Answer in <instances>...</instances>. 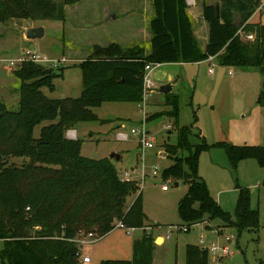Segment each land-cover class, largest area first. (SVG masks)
<instances>
[{"label": "trees", "instance_id": "trees-1", "mask_svg": "<svg viewBox=\"0 0 264 264\" xmlns=\"http://www.w3.org/2000/svg\"><path fill=\"white\" fill-rule=\"evenodd\" d=\"M81 0H0V22L12 19L66 20L64 6ZM261 0H217L202 5L208 24V40L201 49L193 34L186 0H151L153 15L148 21L149 52L140 46L124 47L119 42L92 44L79 59L82 88L79 96L51 98L54 79L66 66L47 67L23 61L13 68L19 79L18 109L10 110L0 99V240L3 264H80L79 234L93 232L102 237L118 221L142 228L132 241L130 259H106L100 264H152L155 249L154 224L145 229L143 198L137 181L122 179L109 157L90 158L81 154V140L65 133L81 121L99 119L93 108L104 102L143 100V74L147 63H193L215 56L221 66L256 67L264 75V23L249 22ZM219 5V17L216 15ZM241 29V34L238 32ZM252 34L253 38L243 36ZM169 110L145 120L168 116L176 131L174 143L163 148L173 163L162 171L164 179L183 180L187 193L178 202V214L188 231L207 219L220 224L205 227L222 232L258 230L260 213L252 208L250 190L237 186L233 214L225 211L199 177L200 152L209 149L196 126L179 124V96L164 94ZM256 104L264 106V78ZM44 123V124H43ZM41 125L35 135V127ZM120 126V125H119ZM118 126V127H119ZM233 168L243 159H255L264 168V145H235L219 141ZM10 158H23L21 164ZM133 195L128 205L126 198ZM185 258L175 264H211L209 251L196 243L185 245ZM256 264H264L259 259Z\"/></svg>", "mask_w": 264, "mask_h": 264}, {"label": "rangeland", "instance_id": "rangeland-1", "mask_svg": "<svg viewBox=\"0 0 264 264\" xmlns=\"http://www.w3.org/2000/svg\"><path fill=\"white\" fill-rule=\"evenodd\" d=\"M119 1L123 0H81L67 4L64 6L66 20H43L45 35L39 38H22L29 20L12 19L0 22V40L11 46L5 52H0V58L15 60L27 50L35 51L48 59L66 57L67 63L65 61L64 66L68 67L62 77L54 79V91L50 92L45 87L43 90L51 98L79 96L82 74L80 67L75 65L79 59L88 54L92 44L120 42L122 36L126 38V28L123 24L125 15H122L124 11L117 9L120 8L117 3ZM210 1L216 3L217 0ZM60 2L61 0H57L58 4ZM262 3V13L258 14L259 11L253 20H262L264 23V0ZM104 5L108 7L111 15L105 13ZM137 10L136 7L134 15L138 14ZM134 15L132 13L133 17ZM211 65L213 75L209 73ZM13 68L15 67L0 65V99L5 104L6 96L14 89L18 90L19 79L11 72ZM1 73L4 74L1 76ZM263 78L264 75L256 67L221 66L217 59L197 64L164 63L152 68L150 72L155 89L170 83L171 91L178 94L179 124H190L195 114L196 126L207 143L212 145L200 152L197 166L198 175L206 183L211 196L225 211L233 214L238 196L237 186L250 190L251 206L257 208L260 213V227L254 231H244L238 238L235 230L231 228L224 227L219 233L205 227L207 224L214 227L220 224L217 219L209 222L205 219L187 232L174 231L169 238L166 237L168 226L183 224L177 207L179 200L188 190V184L183 180L162 177V171L173 163L163 148L164 142L174 143L176 140L172 119L162 116L145 122L154 139V146L145 149L143 154L136 137L130 134V129L142 121L145 113L148 116L170 109L164 104L163 93L153 91L150 101L147 100L148 96L146 102L140 103L104 102L93 108V111L99 119L108 122L81 121L66 131L67 138L81 140V154L86 157L98 159L110 157L112 153L121 155L119 161L112 160L119 169V175L126 172L129 179L137 181L140 186L145 227L159 224L153 231L154 235L157 233L164 237L163 244L155 246L152 264L182 263L187 243H196L203 247L226 244L230 254L217 259L209 252L211 264H256L259 259L264 260V168L251 158L240 160L236 168H233L225 150L213 146L222 140L235 145H264V126L259 124L264 122V113L255 108ZM11 99L13 95L10 94L8 109L17 110L18 104L13 106ZM121 121H124V124L117 129ZM40 127L41 125L35 127L36 136ZM118 130L127 133L128 139L118 140L115 136ZM23 160L10 158L9 162L19 165ZM132 198L133 195L126 198L127 205ZM140 234L141 230L128 234L115 227L97 241L78 242L79 262L100 264L101 260L106 259H130L132 241ZM83 236L79 234L77 238H84ZM201 237L204 239L203 243H200ZM225 237L230 240L226 241ZM2 248L3 241L0 240V251ZM83 257H89L90 262H83ZM0 264H3L1 258Z\"/></svg>", "mask_w": 264, "mask_h": 264}, {"label": "crops", "instance_id": "crops-1", "mask_svg": "<svg viewBox=\"0 0 264 264\" xmlns=\"http://www.w3.org/2000/svg\"><path fill=\"white\" fill-rule=\"evenodd\" d=\"M204 2L211 3L212 1H210V0H186L187 13H188V15L190 17V20H191L193 34H194V36H195V38H196V40L198 42V45H199V47L201 49H204V47L206 45V42L208 40V24L206 23V21L202 17V4ZM117 3L119 4V7H120V8H117V9L121 10V11L122 10L124 11L122 13V15H125L124 19H123V24H124V26L126 28V30H125V37L126 38H124L122 36V40H120L119 43L121 45H123L125 48L126 47H131V46H140V47L144 48L145 52L148 53L149 49H150L149 41H150V37H151L150 31H149V27H148V21L151 18V16L153 15V8H152L151 0H135L134 2H132L131 0H123V1H119ZM262 6H263V3H262V0H261L260 5L255 9L254 13L249 18V22H254V23L255 22H261L262 23V20L261 21H254L253 20L254 16L259 11H260V13H258V14L262 13V11H261L262 10L261 9ZM136 7L138 8V10H137L138 14L134 15V11H135ZM103 10H105L106 14L109 11L108 7H106L105 5L103 6ZM132 13H133V15L135 17L132 16ZM109 14L111 15V12ZM107 16H109V15H107ZM38 26H41L43 28V35H42V37H43L45 35V29H46L45 25L43 24V20H29V25L25 26V28H24L25 31L22 34V38L26 39L25 33H26L28 28L38 27ZM10 47L11 46H8L7 44H4V41L2 39L0 40V52H5V50L10 48ZM195 63L197 64V63H200V62H195ZM179 64H184V63H179ZM11 72L14 73L13 70H11ZM3 74L4 73H1V76ZM168 79L169 78H167V81H168ZM19 86H20V81H19V85H18V90L16 91L14 89L13 92L9 93V96L8 95L6 96V98H7L6 106L9 103L8 102V97H10V94L13 95V99H11V101L13 102L12 105L16 106L18 104ZM171 87H172V85H171ZM155 91L157 93H159V91L157 89H155ZM43 92L45 93V90H43ZM151 96H149L147 100L150 101L153 98V94ZM151 104H153V103H151ZM255 108H256V110H257V108L261 109L262 113H264V106H260L258 104H255ZM262 118H263V116H262ZM260 123H262L261 125L264 126V122L263 121L259 122V124ZM122 124H124V121H121L118 124V126L119 125L120 126L119 127L117 126V129H120L122 127ZM75 136H76V133H75ZM115 136H116V134H115ZM133 198H132V200H133ZM132 200L130 202H132ZM154 236H155V240L154 241H157L155 246H157L159 244H163L164 237L162 235L156 233ZM177 244H178V242L176 241V245ZM89 262H87V263H89Z\"/></svg>", "mask_w": 264, "mask_h": 264}, {"label": "built area", "instance_id": "built-area-1", "mask_svg": "<svg viewBox=\"0 0 264 264\" xmlns=\"http://www.w3.org/2000/svg\"><path fill=\"white\" fill-rule=\"evenodd\" d=\"M238 32L241 34V29ZM243 37L245 39H248V40L249 39L252 40V38H253L252 34H247ZM213 59H216L215 56H210L207 60L212 62ZM23 61H33L35 63H39L41 65H44L47 67H52V68H58L59 66H64L65 61L67 63L66 57H61L60 59H50V58L48 59L47 57L42 56L35 51L31 52V51L27 50L23 54H20V56L17 57V59H15V60H9V58H0V65H7L8 67H17ZM158 65H159L158 63H156V64L147 63L144 66L143 85H142V89H143V100H142V102H146V98L148 96H150L151 93H153V91H155L154 83L150 79V72H151L152 68H154ZM209 73L211 75H213L212 65L209 68ZM145 122H146V120H145V116H144L142 121L137 126L132 127L130 129V134H132L133 136L136 137V141H137V144L140 148L141 154H143L145 149H150L154 146V144H153L154 139L150 135V132L148 131V129L146 128ZM116 138L118 140H121V141L127 140L128 134L118 130L116 132ZM154 173H156V172L154 171ZM120 177L122 179H129L126 172L124 174L120 175ZM115 227L123 229L128 234H133L134 232H136L138 230H142V228H138L135 226H127L121 221H118L115 224ZM145 229H150V228L145 227ZM174 231L187 232L188 227L186 225H183V224L170 225L167 227L166 237L169 238ZM83 237L84 238H80V239L76 238L75 240L79 243H83L85 241H90V242L91 241H97L100 238V236L94 234L93 232H89V233L85 234ZM225 240L229 241L230 238L225 237ZM203 242H204V239L201 237L200 243H203ZM205 248L208 249V251L212 255H214L217 259L227 257L230 254V250L226 244L211 245L210 247L205 246ZM82 261L87 263L90 261V258L89 257H83Z\"/></svg>", "mask_w": 264, "mask_h": 264}, {"label": "water", "instance_id": "water-1", "mask_svg": "<svg viewBox=\"0 0 264 264\" xmlns=\"http://www.w3.org/2000/svg\"><path fill=\"white\" fill-rule=\"evenodd\" d=\"M216 15H217V17H219V5H216ZM42 35H43V28L41 26L28 28L26 33H25V36L28 39L39 38V37H42ZM171 89H172V87H171L170 83H166V84L160 85L158 91H159V93L166 94V93L170 92ZM109 158H111L115 161H119L121 158V155L119 153H112ZM175 185H177V183H175ZM156 242L157 241H154L155 244H156Z\"/></svg>", "mask_w": 264, "mask_h": 264}]
</instances>
